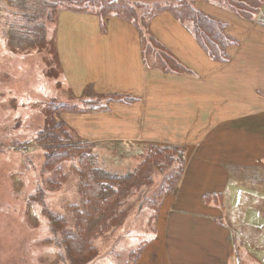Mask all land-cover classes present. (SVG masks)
I'll use <instances>...</instances> for the list:
<instances>
[{"label": "crops", "instance_id": "crops-1", "mask_svg": "<svg viewBox=\"0 0 264 264\" xmlns=\"http://www.w3.org/2000/svg\"><path fill=\"white\" fill-rule=\"evenodd\" d=\"M129 1L130 9L154 4L152 16L136 11L130 20L63 7L47 37L45 68L61 71L68 96L112 99L108 113L75 114L67 102L51 101L59 102L58 117L97 156L99 149L115 154L120 147L132 159L146 157L151 146L183 150L186 161L169 192L173 202L163 230L175 240L160 253L187 252L195 264H212L216 252H240L216 203L251 205L258 194L245 189L248 173L264 175V0ZM177 4L220 22L238 41L225 64L209 57L191 24L174 16Z\"/></svg>", "mask_w": 264, "mask_h": 264}, {"label": "rangeland", "instance_id": "rangeland-1", "mask_svg": "<svg viewBox=\"0 0 264 264\" xmlns=\"http://www.w3.org/2000/svg\"><path fill=\"white\" fill-rule=\"evenodd\" d=\"M247 1L250 5L259 2ZM129 2L121 1L127 5ZM22 4V9L33 11L31 25L29 18L19 17L21 4L17 0H0V264H195L187 252L160 253L162 247L175 240L169 235L163 236V230L168 228L166 210L172 208L173 202L169 192H173L180 180V172H172L186 161L182 158L180 162L175 150L170 152L169 167L143 169L138 178L140 184L128 190L119 207L122 213L116 225L103 222V218H98L102 224L96 229L90 223L94 230L90 234L94 258L87 261L88 257L78 256L68 260L61 231L51 227L50 216H63L69 227L74 218L71 206L82 202L83 197L78 191L76 160L56 162L51 169L45 167L48 152L43 148L51 149L42 139L48 134L47 121L50 118L62 121L58 109H45V105L57 99L67 102L75 114L100 111L105 114L112 99L68 96L70 91L63 86L61 71L45 68L49 60L47 37L54 31L52 17L59 7L68 6L52 0H24ZM152 6L129 10L125 16L133 20L137 11L149 17L155 9ZM76 9L100 11L84 5ZM110 12L115 13V9ZM28 26L32 30L24 32ZM86 105L89 111H82ZM70 134L78 140L75 134ZM209 135L210 132L205 136ZM114 152L99 149L97 156L92 151L95 167L123 176L136 172L145 157L132 159L125 155L124 147ZM248 177L245 189L252 195L258 194L251 205H232L229 200L226 205L216 203L219 216H224L220 223L228 227L235 250L240 252H216L212 264L219 261L221 264H264V175L248 173ZM166 193L169 194L165 196ZM173 207L180 209L181 206Z\"/></svg>", "mask_w": 264, "mask_h": 264}, {"label": "trees", "instance_id": "trees-1", "mask_svg": "<svg viewBox=\"0 0 264 264\" xmlns=\"http://www.w3.org/2000/svg\"><path fill=\"white\" fill-rule=\"evenodd\" d=\"M21 4L22 19L29 18L28 24L31 25L34 20L30 16L34 15L32 10L22 9L24 0H17ZM60 4H66L68 8L96 7L102 15L111 13L110 9H115V13L125 18V14L129 12L130 7L127 3H121L122 0H52ZM233 2V0H232ZM178 5V4H177ZM51 6L54 9V6ZM63 8V7H59ZM123 9L122 12L121 9ZM172 13L175 17L183 23H190V30L197 39L201 48L205 53L211 57L218 64H225L229 60L228 48L237 46L238 41L230 39L224 34V26L205 14L190 8L188 5L179 4L176 7H171ZM134 12V10H133ZM154 12V10H153ZM152 12V14H153ZM135 14V12H134ZM149 14V17L152 16ZM136 15V14H135ZM134 15V19H135ZM127 19H130L129 17ZM24 26L21 27L23 29ZM41 29V26H37ZM32 27L24 28V32L31 31ZM12 48V47H11ZM55 108L60 110V105L51 101L47 104L45 109ZM49 127L48 134L43 137L44 142L49 143L51 149L43 148L46 153V168H53L56 162L76 160L78 169L76 175L79 181L78 191L83 197L82 202L77 205H72L71 211L74 215L71 225L68 227V220L63 216L51 217V227L54 230L59 229L65 244L68 260H73L78 256L83 257L87 261L94 258V252L91 247V233L94 229L102 224L98 218H103V222L116 225L120 220L121 211L119 207L127 195L130 188L139 185V176L144 168L157 170L158 168L169 167L170 152L178 151V160L181 162L183 157V150L179 147L151 146L148 154L143 160L142 164L137 168L136 172L127 175L118 176L96 168L94 165V157L92 154L94 146L90 143L81 142L79 139L72 138L74 134L70 128L62 121H54L50 118L47 121ZM42 131L40 132V134ZM172 160V159H171ZM181 166H179L180 169ZM163 168V169H164ZM172 172L176 174L180 172L182 175L183 169ZM171 176L169 179H172ZM149 180V178H148ZM219 198V195L216 196ZM108 221V222H107ZM90 223L93 228H90Z\"/></svg>", "mask_w": 264, "mask_h": 264}]
</instances>
